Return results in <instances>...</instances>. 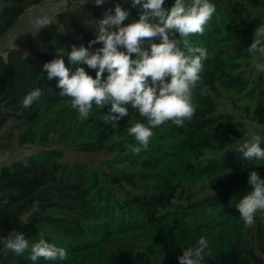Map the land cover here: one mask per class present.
Returning <instances> with one entry per match:
<instances>
[{
    "label": "trees",
    "instance_id": "obj_1",
    "mask_svg": "<svg viewBox=\"0 0 264 264\" xmlns=\"http://www.w3.org/2000/svg\"><path fill=\"white\" fill-rule=\"evenodd\" d=\"M47 0H0V41L30 7ZM175 0H165L170 9ZM216 6L203 35L187 39L204 47L202 80L194 89L197 110L190 121H171L153 129L149 148L138 155L128 128L146 123L136 109L116 127L104 123L111 105H95L88 119L60 96L58 78L48 79L43 65L62 57L70 74L83 67L93 78L96 69L71 63L73 46L90 53L97 30L87 29L70 12L57 14L58 27L42 28L26 41L28 53L10 47L0 53V153L24 146L38 151L0 164V264H33L30 249L23 256L3 246V239L23 232L31 243L43 237L67 250L64 261L35 264H179L200 237L209 242L205 264H264V212L246 227L236 209L252 190L249 173L264 179V160L248 161L239 152L248 133L241 120L217 111L214 94L227 95L245 116L264 125V64L248 52L257 27L264 25V0H211ZM130 11L123 24L139 19L132 0H108ZM94 14L101 6L85 5ZM173 39L183 49L185 38ZM145 40L142 48L150 51ZM121 51H126L123 47ZM136 58V54H132ZM108 73L105 71L103 78ZM35 88L41 99L30 108L23 97ZM264 147V140L261 141ZM100 160H65L64 149ZM7 198L8 203L3 204Z\"/></svg>",
    "mask_w": 264,
    "mask_h": 264
},
{
    "label": "clouds",
    "instance_id": "obj_2",
    "mask_svg": "<svg viewBox=\"0 0 264 264\" xmlns=\"http://www.w3.org/2000/svg\"><path fill=\"white\" fill-rule=\"evenodd\" d=\"M96 6H102L105 0H94ZM165 0H132V6L141 9L139 19L127 25L123 22L130 11L116 4L113 10L105 12L102 19L95 23L97 36L89 41V46L102 43L103 47L95 53L81 45L73 46L68 54L71 63L83 62L89 68L96 69L93 78L83 67L74 73L65 66L62 57L43 65L48 79L58 78L57 87L60 96L71 98V107L78 111L81 119H88L95 105L104 108L111 105L104 116V123L113 127L129 115L126 105L136 109L146 123L137 122L128 128V134L137 144L131 145L133 154L138 155L149 148L154 135L153 129L171 121L183 126L190 121L197 105L193 102L194 89L202 80L204 61L208 52L204 47L193 46L188 37L203 35L205 26L212 20L216 6L211 0H175L170 9L164 7ZM52 22L47 16L34 22L38 32ZM185 38L183 49L173 39L176 34ZM159 37V43H151L150 51L142 48L143 42ZM123 47L126 51H121ZM253 56L264 58V25L257 27L254 38L248 47ZM136 54V58H132ZM107 71L106 79L103 74ZM43 96L41 88H35L22 99L27 109ZM262 137L255 135L251 142L243 143L239 152L248 161L264 160ZM248 183L252 190L240 197L236 204L240 218L246 227H253L258 212H264V179L256 171H251ZM8 199L3 200L7 204ZM14 238L3 239V246L23 256L30 249L29 259L35 264L40 258L45 261H64L67 250L49 243L41 234L38 241L31 243L23 232L12 231ZM210 256L209 242L200 237L195 247H188L179 256V264H205Z\"/></svg>",
    "mask_w": 264,
    "mask_h": 264
},
{
    "label": "rangeland",
    "instance_id": "obj_3",
    "mask_svg": "<svg viewBox=\"0 0 264 264\" xmlns=\"http://www.w3.org/2000/svg\"><path fill=\"white\" fill-rule=\"evenodd\" d=\"M92 2H94V0H92ZM45 3H47V1L43 2L42 4ZM86 3V0H67V2L65 1V4L63 6H59L58 9L60 8L59 11L62 9L61 12H70L74 14L87 29L93 30L94 28H96L95 23L102 19L105 12L109 10L108 0H105V3L101 6V12L98 15L94 14L90 9H88L85 6ZM59 11H57L56 13H60ZM57 14L55 15V20L50 23L49 28L58 27V24L56 22ZM25 21H28L27 16L25 18ZM32 24L33 26L31 28V32L36 30V28L34 27V23ZM25 43V40L21 43V45H23V52L28 53ZM260 64H264V58L262 57L260 58ZM214 98L217 102V111L224 112L231 119L241 120L244 122L248 130L247 135L242 140L244 143L251 142L252 137L255 135H260L262 137V140H264V125L258 124L255 121L247 118L245 114L232 103L231 98H229L227 95L214 94ZM38 149L39 148L35 146L18 147L9 151V153H6L8 154V159L5 160H14L19 158L23 160L25 156L37 152ZM64 153L65 160L68 162H72L75 159L88 161L90 158L97 161L102 158V156L99 154L87 156L67 148L64 149Z\"/></svg>",
    "mask_w": 264,
    "mask_h": 264
},
{
    "label": "crops",
    "instance_id": "obj_4",
    "mask_svg": "<svg viewBox=\"0 0 264 264\" xmlns=\"http://www.w3.org/2000/svg\"><path fill=\"white\" fill-rule=\"evenodd\" d=\"M65 1L67 2V0H47V3L45 4L40 3L28 8L19 17L16 24L10 29L6 36L0 41V53L4 55L5 53L3 52V50L10 47H18L21 49V51H23V45H21V43L24 40L27 41L28 38L36 32V30L31 32V28L33 26L32 23H34L37 18L43 16H47L49 19L54 21L55 15L57 14L56 12L60 9H58V7L63 6L65 4ZM86 1L90 2L92 0ZM61 10L59 12H61ZM26 16L28 17V21H25ZM49 25L43 28H49ZM5 154L6 153H0V164H6L12 161L5 160L8 159V154Z\"/></svg>",
    "mask_w": 264,
    "mask_h": 264
},
{
    "label": "built area",
    "instance_id": "obj_5",
    "mask_svg": "<svg viewBox=\"0 0 264 264\" xmlns=\"http://www.w3.org/2000/svg\"><path fill=\"white\" fill-rule=\"evenodd\" d=\"M43 2H45V1H43ZM43 2H42V3H43Z\"/></svg>",
    "mask_w": 264,
    "mask_h": 264
}]
</instances>
